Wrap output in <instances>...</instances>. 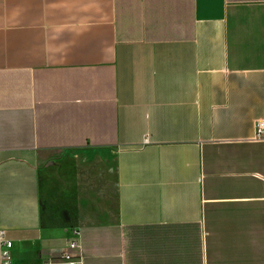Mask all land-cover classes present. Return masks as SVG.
I'll return each mask as SVG.
<instances>
[{"label": "crops", "instance_id": "0c3cea01", "mask_svg": "<svg viewBox=\"0 0 264 264\" xmlns=\"http://www.w3.org/2000/svg\"><path fill=\"white\" fill-rule=\"evenodd\" d=\"M264 0H0L12 264H264Z\"/></svg>", "mask_w": 264, "mask_h": 264}, {"label": "built area", "instance_id": "2783aa9c", "mask_svg": "<svg viewBox=\"0 0 264 264\" xmlns=\"http://www.w3.org/2000/svg\"><path fill=\"white\" fill-rule=\"evenodd\" d=\"M255 139L264 142V122L258 121L255 125ZM78 233H75V238L70 241L67 246L62 248L60 259L62 264H84V257L81 254L80 244L78 241ZM12 242L9 241L4 232H0V264H12L10 249Z\"/></svg>", "mask_w": 264, "mask_h": 264}]
</instances>
